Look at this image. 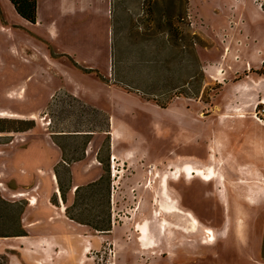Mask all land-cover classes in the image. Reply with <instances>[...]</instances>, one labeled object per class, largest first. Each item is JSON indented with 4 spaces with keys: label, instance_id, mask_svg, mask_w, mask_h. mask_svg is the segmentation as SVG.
I'll list each match as a JSON object with an SVG mask.
<instances>
[{
    "label": "rangeland",
    "instance_id": "rangeland-1",
    "mask_svg": "<svg viewBox=\"0 0 264 264\" xmlns=\"http://www.w3.org/2000/svg\"><path fill=\"white\" fill-rule=\"evenodd\" d=\"M78 1L39 0L31 24L0 0V194L17 205L0 233L27 234L0 237V264H264V51L248 58L264 0ZM42 138L100 177L66 209L90 228L67 221L61 247L58 195L48 216L11 197L40 183L18 157Z\"/></svg>",
    "mask_w": 264,
    "mask_h": 264
},
{
    "label": "crops",
    "instance_id": "crops-1",
    "mask_svg": "<svg viewBox=\"0 0 264 264\" xmlns=\"http://www.w3.org/2000/svg\"><path fill=\"white\" fill-rule=\"evenodd\" d=\"M9 1V0H8ZM39 1V0H38ZM95 2L93 0H79L74 4V7L72 8V11L77 15L78 13L80 14H87L89 11H94V7L96 5L94 4ZM100 4V0L98 1ZM102 3V0H101ZM104 3V1H103ZM102 6V5H100ZM101 9H97L99 11ZM23 19V18H22ZM38 19V18H37ZM24 20V19H23ZM26 21V20H24ZM28 22V21H26ZM29 23V22H28ZM38 25V24H37ZM264 46L256 49L255 51H252L248 58L250 59H258L262 57V54H260V51H264ZM261 52V53H262ZM230 53V52H229ZM228 53V54H229ZM226 58V53H223L221 55L220 61H218V64L223 65V61ZM81 60V59H80ZM92 59H83L82 65L84 63H90ZM87 65V64H85ZM264 78V77H262ZM246 82V81H245ZM249 84V82H246ZM243 85V84H242ZM242 87V86H241ZM239 87V85H236L234 87L235 91L240 92L243 88ZM241 88V89H240ZM55 142L51 139V143L48 140V138H42L41 145L45 144V147L41 146L38 147L36 146L30 147L24 154H21L20 157H18V161H20V167H23L25 171L27 172L26 174L19 176V181L21 183H27V182H37L36 180H40V183L37 182L35 183L36 185H33V187H30L29 189H26L25 192H21V190H25L24 187L16 184L14 189L11 190L12 193V198H20L25 196V199L27 200L28 208L30 211L34 210V207H38L39 205V211L41 213H45L46 216L53 212V210L49 207L48 204H51V199L53 195L56 193L59 197V203H56L54 206L57 210H59V216L60 217H65V221L60 223L59 225L55 223L54 229L62 234H65L64 236H61L62 238L59 240L57 236H53L51 239L49 238L46 240L47 243H50L51 245L56 244L58 247H61L58 241L64 245L67 243L68 238L71 237L70 234H68L70 231V226H68L69 222L75 223L78 226L90 228L86 223H82L79 221L72 220L66 215V209L73 206L76 202L77 196L79 191H77L78 188L86 187V186H91L95 184L97 181H99L100 177H97V170L93 168V166L88 165V164H83V163H73L72 166L66 164L65 161H63V154L62 150L60 147H58ZM51 144L57 146V149L53 148ZM63 161L64 164L68 165L71 168V174H72V182H73V188L71 190H68L66 192L67 196V205H65L62 197H61V190H60V185L58 184V178H59V173L62 174L61 169L57 168L59 167L60 161ZM57 171H59L57 173ZM41 172H44L41 174ZM40 186V187H39ZM42 191H39L38 189H42ZM19 194V195H18ZM18 195V196H16ZM35 199H37V205H32L34 203ZM58 205H62V207H58ZM65 214V215H64ZM64 215V216H63ZM50 216V215H49ZM54 219V218H53ZM69 221V222H67ZM22 223H24V220H22ZM33 223H28L27 225H24V229L31 228L33 227ZM25 237L27 239V236H20L17 238ZM43 240V239H42ZM45 241V240H43ZM37 244H41L40 240H36ZM52 249L55 251L56 249L52 247Z\"/></svg>",
    "mask_w": 264,
    "mask_h": 264
},
{
    "label": "trees",
    "instance_id": "trees-1",
    "mask_svg": "<svg viewBox=\"0 0 264 264\" xmlns=\"http://www.w3.org/2000/svg\"><path fill=\"white\" fill-rule=\"evenodd\" d=\"M10 3L14 6L17 14L23 18L24 20L28 21L31 24L37 23L38 18V0H9ZM2 120V119H0ZM93 186V185H91ZM81 188H78L79 191ZM17 207L16 203H10L5 200L0 194V209L1 210H12L13 208ZM24 210H20L19 212V219L18 223L19 226L21 225V216L23 215ZM68 217L70 219L77 221L75 218L69 216V211L67 210ZM10 214V211H9ZM5 219H9V216H0ZM11 219V218H10ZM86 225H89L86 223ZM22 227V226H21ZM20 236H27L26 232L21 228L20 232H3L0 233V237H20Z\"/></svg>",
    "mask_w": 264,
    "mask_h": 264
},
{
    "label": "bare ground",
    "instance_id": "bare-ground-1",
    "mask_svg": "<svg viewBox=\"0 0 264 264\" xmlns=\"http://www.w3.org/2000/svg\"><path fill=\"white\" fill-rule=\"evenodd\" d=\"M2 116H9L7 113H3V114H1ZM13 116V115H12ZM15 117V116H14ZM193 166H198L199 165V163L197 162V161H194V162H192L191 163ZM203 181H205V182H207V179L206 178H203ZM0 187L3 189V190H5V188H3V184H0ZM162 194L163 195H167L168 194V192H167V189L165 188V187H163V189H162ZM32 205H37V199H35V201H34V203H32ZM18 239H20L22 242H24L25 240H26V238L25 237H21V238H18ZM47 251V250H46Z\"/></svg>",
    "mask_w": 264,
    "mask_h": 264
}]
</instances>
